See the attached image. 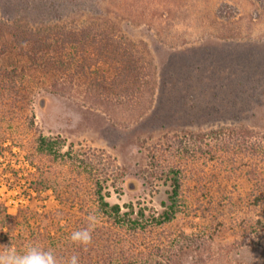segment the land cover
<instances>
[{"label":"rangeland","instance_id":"374dc122","mask_svg":"<svg viewBox=\"0 0 264 264\" xmlns=\"http://www.w3.org/2000/svg\"><path fill=\"white\" fill-rule=\"evenodd\" d=\"M0 15L36 28L80 21L108 23L117 36L137 45L158 71L150 105L149 92L130 102L112 103L90 97L79 85H68L65 92L37 85L31 105L34 128H27L21 119L0 143V203L10 214L24 207L42 213L63 209L65 217L71 212L64 183L68 169L33 153L39 134L66 139L73 150L90 149L118 166L124 173L122 191L109 187L111 203L132 202L161 212L170 182L165 177L143 178L154 173L155 153L166 164L171 141L220 126L244 125L264 132V0H0ZM191 159L182 161L191 178V188L185 192L195 196L196 217L182 216L171 229L190 230L188 226L202 224L204 218L206 227H230L231 218L243 213L223 216V209L215 205L227 198L247 201L251 185L240 170L218 173L221 167L214 164L215 175L210 169L194 175L196 162ZM47 170L58 184L45 181ZM199 178L203 181L197 182ZM198 197L214 211L206 207L202 211ZM78 209L76 205L74 211ZM247 212L260 213L255 207ZM64 218L62 224L67 222ZM232 234L228 230L214 240L218 261L264 264V255L233 242Z\"/></svg>","mask_w":264,"mask_h":264},{"label":"trees","instance_id":"16d2710c","mask_svg":"<svg viewBox=\"0 0 264 264\" xmlns=\"http://www.w3.org/2000/svg\"><path fill=\"white\" fill-rule=\"evenodd\" d=\"M115 31L108 23L86 21L36 28L18 20L9 22L0 15V143L17 129L21 119L27 128H34L31 105L37 85L53 92L79 85L90 97L112 103L130 102V98L149 92V105L152 104L158 71L137 45L126 42ZM65 146L68 149L61 153ZM73 147L66 139L43 134L35 138L33 147L34 154L66 165L64 183L68 185L70 216L65 217L63 209L42 213L30 207L10 214L0 203V250L14 248L22 254L26 246L38 245L53 250L64 260L77 255L79 264H185L190 254L194 264H232L218 261L220 252L212 248L214 240L230 230L233 242L245 243L251 253L264 255V132L244 125L220 126L171 141L166 164L160 162L162 155L155 153L154 173L143 174V178L153 181V177H165L170 182L168 200L163 202L161 212L132 202L111 203L109 187L122 191L124 173L107 157ZM183 157L196 162L194 175L199 171L208 173L209 169L215 175L218 170L213 164L221 167L218 173L235 174L238 169L244 174L251 185L247 201L234 203L227 198L215 205L223 209V216L228 212L243 213L231 218L230 227H206L208 219L204 218L202 224L188 226L190 230L171 229L182 216L196 217L195 196L185 192L191 188V178ZM174 158L180 163L168 162ZM47 173L45 181L59 183L53 181L50 170ZM201 181L199 178L197 182ZM196 202L204 211L202 198ZM76 205L78 211H74ZM252 207L258 208L259 215L247 212ZM206 210L214 211L213 206ZM90 213L97 219L92 243L87 248L77 246L70 241V235L88 227ZM63 218L67 220L65 224L61 223Z\"/></svg>","mask_w":264,"mask_h":264},{"label":"clouds","instance_id":"9594fccd","mask_svg":"<svg viewBox=\"0 0 264 264\" xmlns=\"http://www.w3.org/2000/svg\"><path fill=\"white\" fill-rule=\"evenodd\" d=\"M88 227L75 230L70 235V241L77 246L87 248L92 243V232L97 227V219L93 213L87 217ZM0 264H79V257L73 255L67 260L58 258L53 250H45L38 245H28L23 253H18L14 248L0 250ZM185 264H194V256L189 255Z\"/></svg>","mask_w":264,"mask_h":264}]
</instances>
